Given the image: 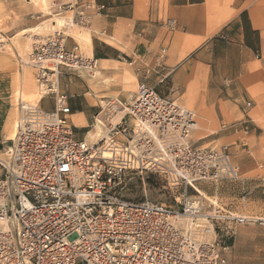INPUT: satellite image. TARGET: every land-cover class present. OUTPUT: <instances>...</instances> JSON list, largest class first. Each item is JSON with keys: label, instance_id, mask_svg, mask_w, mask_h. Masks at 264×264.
<instances>
[{"label": "built area", "instance_id": "obj_1", "mask_svg": "<svg viewBox=\"0 0 264 264\" xmlns=\"http://www.w3.org/2000/svg\"><path fill=\"white\" fill-rule=\"evenodd\" d=\"M88 20L80 13L77 23ZM165 24L176 28L174 20ZM62 41L53 35L29 54L36 80L46 86L41 100L51 97L53 111L21 105L15 138L2 149L0 220L10 228L0 231V264H226L218 239L261 219L218 206L206 211L199 196L188 195L189 187L199 193L200 181L237 178L226 150L193 146L195 115H178L181 105L145 83L129 102L117 103L127 110L118 122L110 121L109 106L101 107L95 116L105 122V135L88 145L68 120L59 76L61 68L90 74L95 64ZM128 181H142L143 192L144 181H162L169 200L129 198ZM176 217L189 219L188 227ZM197 229L212 241L198 242Z\"/></svg>", "mask_w": 264, "mask_h": 264}, {"label": "crops", "instance_id": "obj_2", "mask_svg": "<svg viewBox=\"0 0 264 264\" xmlns=\"http://www.w3.org/2000/svg\"><path fill=\"white\" fill-rule=\"evenodd\" d=\"M84 1L74 11L80 10L89 19L90 34L71 36L68 34L75 26L67 27V37L76 41L69 42L67 48L71 49L75 44L84 57L89 56L95 60L96 72L93 77L113 73L124 62L136 77L124 74L121 78V85L129 94L136 93L137 79L139 83H150L159 93L166 89L169 97L177 96V100L182 103H189L199 110L206 109L210 113L214 111L218 119H221L219 107L223 106L227 118L237 123L235 127L241 124L245 110L240 107L248 99L244 78L256 66L262 44L264 46V34L261 35L258 30L263 29V23L259 17L246 13V0H233L229 6L230 11L220 21L212 18L213 0H87L88 4H83ZM54 18L62 19L56 16ZM169 19L176 23L173 31L166 27L165 23ZM70 21L66 19L59 26L53 23L50 28L58 30L65 23L67 26ZM38 30L34 28L35 32ZM26 47L21 51L24 56ZM163 48L165 53L162 61L157 63L156 57ZM23 68L27 70L36 96H39L31 65L19 67L18 75L11 83L12 104L6 118L7 123L12 118L13 136L7 139L4 123L2 136L5 141L12 140L15 135V117L18 118L19 114L17 108L15 115L14 107L17 105L13 102V97L15 99L19 74ZM60 82L64 90L73 93L79 91L76 88L68 89L65 79H60ZM109 82L106 78L101 83L109 86ZM98 90L104 92L106 88L101 86ZM120 93L115 90L107 91L102 95L96 94V97L100 99V106L109 100H131L125 93H121V96ZM84 95L92 99L91 91ZM41 98L37 97L35 106H38ZM39 106L46 112H52V98L42 99ZM76 115L82 116L78 122L71 118ZM70 119L74 121V130L80 131L88 127L81 112L70 114L68 120L71 122ZM92 124L85 133L87 143H94L98 138V135L93 139L88 136L93 130Z\"/></svg>", "mask_w": 264, "mask_h": 264}, {"label": "rangeland", "instance_id": "obj_3", "mask_svg": "<svg viewBox=\"0 0 264 264\" xmlns=\"http://www.w3.org/2000/svg\"><path fill=\"white\" fill-rule=\"evenodd\" d=\"M82 0H0V159L3 157L2 149L6 141L2 136L4 132L7 139L13 136V123L11 131L7 130V116L11 109V83L18 75L21 66H29L31 45L36 40H48L54 35L53 32H61L67 48L69 42H76L65 37L69 30L61 27L57 31L50 28L54 23L58 26L66 19L72 20L75 25L70 34L75 37L89 33L91 24L78 25L77 18L81 11H74ZM233 0H213L212 18L214 21L224 20L230 11L229 6ZM67 2L77 4L72 9L68 8ZM244 7L250 16L259 17L263 23V29H258L261 35L264 34V0H246ZM61 17L57 19L54 17ZM38 28V31H34ZM23 31V32H22ZM25 32V33H24ZM35 35V37H34ZM33 36V37H32ZM26 47L25 56L22 55L23 47ZM76 45L74 44L75 47ZM68 49V48H67ZM82 49V44H81ZM29 53V54H28ZM27 56V57H26ZM89 58V56H86ZM28 59V60H27ZM31 71H34L31 68ZM59 87L61 92L68 96V107L71 114L83 113L88 127L82 130H74L79 138H85V133L90 130L93 117L101 111L100 99L96 94L102 95L107 91L125 93L130 99L133 94L124 91L121 78L124 74H131L135 77L128 65L123 62L120 68L106 76L95 77L84 71H71L65 68L60 69ZM66 71V72H64ZM101 76V77H100ZM108 79L109 86L101 83L102 79ZM136 78V77H135ZM60 79H65L68 89H79L77 93L62 89ZM244 85L248 99L240 108L245 110L244 120L240 125L235 124L227 118V112L223 106L219 107L218 113L221 119L206 110H199L189 103H182L177 96L169 97L166 89L163 93H157L174 100L179 105L189 109L195 115L198 128L190 135V143L202 149L220 150L224 148L229 155L231 164L237 168L236 179L203 180L196 184L199 193L188 188L189 196H199L202 199L204 209L210 211L213 206H218L226 211L239 216L261 219L259 222L248 223L238 226L229 234H223L218 239L221 246L227 249L224 251L226 264H264V46L262 44L256 66L249 70L244 78ZM139 83L136 79L135 84ZM150 86V83H148ZM106 88L99 92V88ZM167 87V86H165ZM92 88V89H91ZM92 93V99L84 94ZM120 93V96H121ZM119 99V98H118ZM13 102L17 101L13 97ZM108 101V100H107ZM112 100H109L110 102ZM130 101V100H129ZM127 101V102H129ZM40 102L38 105H40ZM121 103H127L119 99ZM15 106V105H14ZM104 106V103L102 104ZM15 115L17 114V106ZM75 110H79L76 111ZM15 117V116H14ZM17 116L15 117L16 121ZM6 120V122H5ZM14 120V118H13ZM71 120V119H70ZM74 120V119H73ZM71 120V124L74 121ZM225 126V128H222ZM234 127V128H233ZM236 132V133H235ZM148 182L149 188L143 192L142 181H128L129 192L127 196L140 200L146 196L150 201L168 202V192L162 190V181ZM180 190L177 189V196ZM207 238V237H206Z\"/></svg>", "mask_w": 264, "mask_h": 264}, {"label": "bare ground", "instance_id": "obj_4", "mask_svg": "<svg viewBox=\"0 0 264 264\" xmlns=\"http://www.w3.org/2000/svg\"><path fill=\"white\" fill-rule=\"evenodd\" d=\"M74 5L75 4H73V5L69 4L68 6L71 7V6H74ZM75 25L76 24H74L73 19H72L70 21V23H68L67 26H66V23H65L64 26H66V27L63 26L64 27L63 29H66L67 30V27L69 28V27H73ZM53 34H54V37H57V38L58 37H61V36L63 37V35L59 31L58 32H53ZM65 37H67V35H65ZM63 41H65V40L63 39ZM45 42H46L45 40H36V41H34L32 43V45H31V50L34 47L33 44H37L38 43V44L44 45V44H46ZM74 51L81 58H84V59H92V58H86V57H84L80 53L79 47L77 45L74 47ZM93 62L95 64V68L93 69V72L90 73L91 76H94L95 75V72H96V62H95V60H93ZM29 64L31 65V62ZM27 75H28V73H27L26 68H23L22 72L19 74L18 83H17L18 87L15 90V100L17 101L18 114H20V106L21 105L23 106L24 109H33L34 107H36L35 105H36V102L38 100L37 97L38 98L40 96L43 97L46 94V92H47L45 84L40 83L35 78V81H36V84H37V87H38V93H39L38 94L39 96H36V94H35V88L33 87V84L31 83V79H28V76ZM47 87H51V86H47ZM118 102L119 101H116V100L115 101H110V102H107V103H104L103 102L104 103V106H101V107H103L105 109H106L107 106H109L110 108H108V109H111V110L114 111V113L111 116L112 118L110 119V121L112 123L118 122L124 116V114L127 112L126 109L118 108V106H117V103ZM180 108H181V110H183V109L184 110L183 111H180L178 115H182V114H184L186 112L193 113L192 111H190V110H188V109H186V108H184L182 106ZM81 117H82L81 115L71 116V118H73L77 122L81 119ZM18 118H19V115H18ZM18 118H17L16 122L14 123V131H15L14 134H16V124H17ZM11 120H12V118H9V121L7 123V130H9V131H11V126H10L11 125ZM128 120H129V118H128ZM130 123H131V125H134V124H132L131 121H130ZM105 125L106 124L101 119V116H98V117L95 116L94 117V121H93V124H92V129L93 130H92V132H89L88 136L93 139L94 137H96L98 135V138H97V140L94 143H87L86 142L88 145H95V144H97L98 141H100V139H102L104 137V135H105V129H106L105 128ZM194 126H195V129H197V124H195ZM14 138H15V135H14L13 139ZM188 138L189 137L187 136L185 139L184 138H182V139L181 138L180 139L178 138V139L181 142H185ZM174 221H175V223L178 226H181L183 228H187L188 227V224H189V219L183 218V217H176L174 219ZM197 223H198L199 226H203L202 225L203 222L200 219H199V221H197ZM9 228H10L9 227V224L6 221L0 220V231L6 232V231H8ZM197 232L198 233H196V239H197L198 242H208V241L210 242V241H212V236L213 235H211V234H204L199 229H197Z\"/></svg>", "mask_w": 264, "mask_h": 264}, {"label": "trees", "instance_id": "obj_5", "mask_svg": "<svg viewBox=\"0 0 264 264\" xmlns=\"http://www.w3.org/2000/svg\"><path fill=\"white\" fill-rule=\"evenodd\" d=\"M76 111H79V110H75V112H76Z\"/></svg>", "mask_w": 264, "mask_h": 264}]
</instances>
